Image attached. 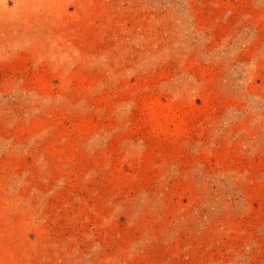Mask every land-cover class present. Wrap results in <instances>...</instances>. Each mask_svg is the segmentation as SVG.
<instances>
[{
    "label": "rangeland",
    "instance_id": "obj_1",
    "mask_svg": "<svg viewBox=\"0 0 264 264\" xmlns=\"http://www.w3.org/2000/svg\"><path fill=\"white\" fill-rule=\"evenodd\" d=\"M0 264H264V0H0Z\"/></svg>",
    "mask_w": 264,
    "mask_h": 264
}]
</instances>
